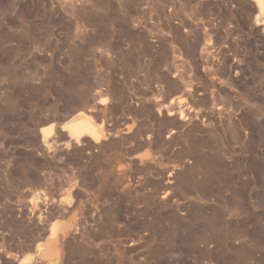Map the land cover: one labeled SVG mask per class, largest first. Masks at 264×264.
<instances>
[{
    "label": "rangeland",
    "instance_id": "1",
    "mask_svg": "<svg viewBox=\"0 0 264 264\" xmlns=\"http://www.w3.org/2000/svg\"><path fill=\"white\" fill-rule=\"evenodd\" d=\"M257 3L0 0V264H264Z\"/></svg>",
    "mask_w": 264,
    "mask_h": 264
},
{
    "label": "bare ground",
    "instance_id": "2",
    "mask_svg": "<svg viewBox=\"0 0 264 264\" xmlns=\"http://www.w3.org/2000/svg\"><path fill=\"white\" fill-rule=\"evenodd\" d=\"M260 5L261 12L264 11V0H257ZM257 3V4H258ZM263 14V13H262ZM82 114V113H81ZM62 130H65L69 138L78 139L82 135H87L90 138L97 139L99 137V131L96 126L88 117H80L76 120L66 122L60 127ZM52 127L44 132V140L49 137Z\"/></svg>",
    "mask_w": 264,
    "mask_h": 264
}]
</instances>
